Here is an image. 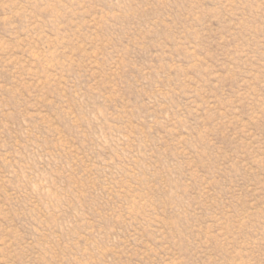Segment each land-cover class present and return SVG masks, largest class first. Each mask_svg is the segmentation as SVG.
Wrapping results in <instances>:
<instances>
[{
	"label": "rangeland",
	"instance_id": "1",
	"mask_svg": "<svg viewBox=\"0 0 264 264\" xmlns=\"http://www.w3.org/2000/svg\"><path fill=\"white\" fill-rule=\"evenodd\" d=\"M0 264H264V0H0Z\"/></svg>",
	"mask_w": 264,
	"mask_h": 264
}]
</instances>
